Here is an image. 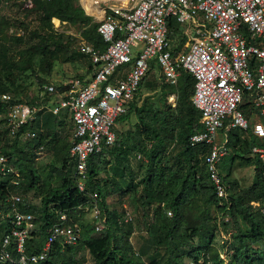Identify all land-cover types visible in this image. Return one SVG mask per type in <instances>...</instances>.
Here are the masks:
<instances>
[{"label":"built area","instance_id":"1","mask_svg":"<svg viewBox=\"0 0 264 264\" xmlns=\"http://www.w3.org/2000/svg\"><path fill=\"white\" fill-rule=\"evenodd\" d=\"M123 1L124 5L103 11L99 19L97 32L104 50L82 40L77 45L90 64V80L82 84L70 79L60 92L54 85L44 84L41 96L59 95L57 102L49 104L43 97L35 104L12 103L11 94H1L0 102L7 106L0 117L1 128L15 138L39 114L68 113L73 128L69 148L72 174L77 192L86 194L87 160L113 146L117 120L126 113L150 70V62L155 60L170 86L177 85L180 70L193 78L191 103L200 113L202 130L189 142L192 146H208L209 178L216 197L226 201L218 164L228 154L227 131H250L258 142L250 155L264 162V0ZM27 4L32 7L30 0ZM171 21L178 26V39L184 40L181 46L175 45V52L169 38ZM245 97L257 110L249 118L239 109ZM23 137L32 140L36 133L26 131ZM0 181H8L13 187L20 185L18 167L1 150ZM22 202L21 194H12L0 204V221L8 227L0 234V264H44L55 244L62 248L77 244L78 223L69 218L67 209L55 203L56 221L47 229L40 251L27 253L34 218L20 210ZM251 205L264 214V202ZM77 209L91 215L94 234L103 230L106 218L96 197ZM121 220L130 223L132 217L125 211Z\"/></svg>","mask_w":264,"mask_h":264},{"label":"trees","instance_id":"2","mask_svg":"<svg viewBox=\"0 0 264 264\" xmlns=\"http://www.w3.org/2000/svg\"><path fill=\"white\" fill-rule=\"evenodd\" d=\"M30 1L32 10L39 17V26L48 34L41 35L38 30L34 31L31 35L37 43L27 49L28 54L24 59H19L15 63L8 61L6 49L0 46V65L5 69L13 65L20 73H25L33 67L34 60L39 59V67L42 71L44 73L51 71L53 62L57 60V53L70 47L69 40L62 42L59 40V35L52 31V19L56 27L60 22L64 27L77 28L79 41H85L101 51L105 49V44L97 32L99 24L92 22V16L87 15L82 8L83 5L80 6L79 0ZM169 30L171 31L169 38L172 42V51H178V48H175L178 26L174 21L169 23ZM56 37L59 41H56ZM71 39L75 40L73 37ZM12 40L22 41L20 37H12ZM183 41L179 42L180 46ZM77 53L81 55L78 49ZM155 67L159 69L153 60L150 62L149 72ZM145 78L136 95L127 105L126 113L117 120V124L129 120L130 115L133 114L137 118L135 129L140 132L148 144L143 149L146 160L144 174L137 183H134L138 175L130 172L126 190L132 192L137 187L141 188L140 204L143 217L146 219L148 241L154 248L149 258L150 261L158 264L162 262L164 264H185L183 259L187 258L189 264H207V255L214 250L213 242L217 230L216 223L212 224L209 213L210 207H214L217 219L224 225L231 222L236 227L229 242L224 244L226 248L229 247L233 251L228 257L227 264H264V214L251 205L252 202H264V162L250 155L252 146L258 142L250 131L239 129L227 131L228 154L218 164L219 174L226 186L227 200L220 201L216 197L206 165L208 146L205 144L192 146L189 142L192 135L202 130L200 113L191 103L194 90L193 78L184 70H180L175 108L166 105L160 109L156 106L148 109L144 105L138 107L134 102L142 90ZM13 92L14 90H11L6 83L0 82V95L11 94L12 103L35 104L36 101H40L38 97L22 101L16 98ZM6 107L0 102V117L6 113ZM239 109L246 118H249L252 112L257 111L248 97L244 98ZM67 118L71 123L72 138L73 128L68 113H61L58 116L51 113L39 114L37 120L31 126L22 127L15 138L9 137L7 132L1 128L0 150L4 155L11 157L18 167L20 185L13 187L8 184V181H0V204H3L12 194H21L24 197L36 188L38 177L30 163L35 159L34 155L38 156L37 154L45 149L50 139L56 144L64 143L57 138L58 130L56 129H59ZM1 124L0 120V126ZM26 131L35 132L36 137L32 140L24 138L23 134ZM71 138L62 154L63 170L66 169L67 160L70 161ZM117 139L116 136L112 147L104 149L98 155H92L87 160L86 194L77 192L72 174L73 164L70 162L68 171L61 173L59 184L43 195L38 206L24 199L19 204L21 211L31 213L34 218L31 238L26 244L27 253L40 251L47 229L56 221L53 208L54 204L58 203L61 209H67L69 218L78 223L80 228L78 242L88 251L92 264H141V256L147 255L146 250H142L140 255L138 253H134V257L131 255L130 244L119 237V219L106 205L107 197L113 193L119 191L123 195L125 176L122 170L125 167L120 170L118 167L116 176H113L114 172L113 174L111 172L105 180L99 179L104 169L102 165L106 162L107 153L111 154L118 163L128 164L130 148L122 140L117 141ZM171 144L177 146L173 153H171ZM237 151L246 152L255 164L257 162L263 165L256 169L251 187L238 194L233 192L234 185L228 181L230 163L235 158H241L237 157ZM66 156H68L67 160ZM111 166L112 163H109V167ZM223 172H225L224 176ZM90 196L96 197L98 207L106 218L105 227L96 234H94L93 224L92 226L84 225L80 220L81 214L86 211L77 209L88 200H92ZM88 208L90 209L91 206ZM222 215L223 219L227 218L226 221L220 219ZM150 217H154L156 223H151ZM7 228V225L0 221L1 235ZM194 240H196L195 244ZM66 248L72 251L73 247L62 248L59 244H55L50 258L44 264H58L56 255ZM159 250H163L164 253L161 254ZM13 257L15 258V253ZM219 258L221 254H216L211 260L212 264H223Z\"/></svg>","mask_w":264,"mask_h":264},{"label":"rangeland","instance_id":"3","mask_svg":"<svg viewBox=\"0 0 264 264\" xmlns=\"http://www.w3.org/2000/svg\"><path fill=\"white\" fill-rule=\"evenodd\" d=\"M97 6L102 11L109 12L110 8L120 7L124 5L123 0H95ZM28 0H0V46L6 49L8 61L15 63L19 59H24L28 54L27 49L33 44L37 43L36 39H32L31 34L34 31H39L41 35H47L48 32L43 30L39 26V17L27 4ZM82 3V4H81ZM80 6L84 8L87 15L92 18V22L98 24L102 13L96 10L95 6L90 0H79ZM132 2L130 3V5ZM52 31L59 35V40L66 42L69 40L70 47L67 50H62L57 53V60L53 62V67L49 73H44L39 67V59L34 60L33 67L25 73H20L13 65L6 69L0 65V82L6 83L11 90H14L13 94L16 98L22 101H29L38 97H43L47 104L57 102L58 96L47 97L42 95V86L44 84L54 85L57 91L60 92L63 85L70 79H78L82 84H85L90 76L89 62L86 58L77 53V45L79 43V31L75 27H64L62 23H58L56 27L53 19L51 20ZM12 37H20L21 42L12 40ZM75 38L72 40L71 38ZM56 37V41H59ZM180 40L176 38L175 44H179ZM142 90L136 96L134 102L138 107L144 105L145 108L153 106L159 109L162 106L169 105L171 108L176 106L177 98V85L175 87L170 86L161 77L160 69L156 67L150 71L142 85ZM173 96V97H172ZM173 98V100H172ZM137 118L130 115L129 120L116 124L115 132L118 140H122L125 145L130 148L128 164L125 162L118 163L114 160V157L108 153L105 155V161L103 163L104 169L99 175V179L105 180L106 176L111 175V172L116 176L119 170L125 167L122 171L125 176L124 193L115 192L111 196L107 197L106 205L110 211H113L119 219V237L123 240H127L132 248V253L141 254L142 250H146L147 255L141 256V264H158L157 262L150 261V255L153 254L154 248L151 247L148 241V234L146 231V219L143 217V210L140 204L141 188L137 187L132 192L126 190V185L129 183V174L135 173L138 178L134 183L138 182L145 171L146 160L144 158L145 147L148 144L145 142L144 137L139 131L135 129V123ZM1 130V126H0ZM57 132V138L64 143L56 144L54 141L49 140L47 146L38 156L34 153V160L31 161V168L35 171L38 177V183L36 188L28 192L26 196L22 198L38 206L40 204L43 195L52 187L59 184V177L64 171H68L69 163L68 156H66V169L63 170L62 154L65 152V147L70 143L71 138V123L68 118L62 123ZM52 138V136H51ZM24 143V142H23ZM25 144V143H24ZM22 144V145H24ZM171 153L177 149V146L171 144ZM67 150V149H66ZM238 156L241 158H235L230 163V176L228 181L233 183V192L240 193L251 187L254 182L256 169L263 165L258 164L250 159L249 154L242 151H237ZM109 163L112 166L109 167ZM142 163V164H141ZM253 164V165H249ZM71 168V167H70ZM116 169V170H115ZM72 170V169H71ZM225 172L222 173L224 176ZM125 211L130 213L132 221L130 223H123L121 218ZM210 219L212 224L216 223V232L214 238V250L207 255V264H212L211 260L216 254H221L223 264H227L229 255L232 254V250L226 248L227 241L229 242L231 235L235 231V226L228 222L226 225L222 223L216 217V210L214 207H210ZM81 222L84 225L92 226V218L89 213L81 214ZM216 221V222H215ZM151 223H156L154 217H150ZM196 240H194V244ZM225 244V245H224ZM257 246V245H254ZM72 251L63 249L58 255L56 260L58 264H92V258L88 251L80 245L78 242L72 246ZM161 254L163 250H159ZM225 258V259H224ZM185 264H189L187 258L183 259ZM161 264H164L162 262Z\"/></svg>","mask_w":264,"mask_h":264},{"label":"bare ground","instance_id":"4","mask_svg":"<svg viewBox=\"0 0 264 264\" xmlns=\"http://www.w3.org/2000/svg\"><path fill=\"white\" fill-rule=\"evenodd\" d=\"M91 3L95 6L96 10L99 12V14L103 13V10L101 11L100 8L97 6L96 1L95 0H90Z\"/></svg>","mask_w":264,"mask_h":264},{"label":"crops","instance_id":"5","mask_svg":"<svg viewBox=\"0 0 264 264\" xmlns=\"http://www.w3.org/2000/svg\"><path fill=\"white\" fill-rule=\"evenodd\" d=\"M89 70H90V67H89ZM90 73H91V72H90ZM90 78H91V76H90ZM90 78H89V80H90ZM89 80H88V81H89ZM88 81H87V82H88Z\"/></svg>","mask_w":264,"mask_h":264}]
</instances>
